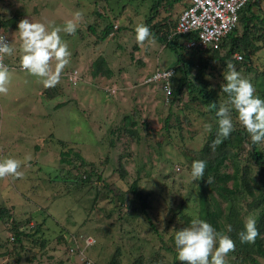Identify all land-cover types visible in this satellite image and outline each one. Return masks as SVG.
Here are the masks:
<instances>
[{"label":"rangeland","instance_id":"rangeland-1","mask_svg":"<svg viewBox=\"0 0 264 264\" xmlns=\"http://www.w3.org/2000/svg\"><path fill=\"white\" fill-rule=\"evenodd\" d=\"M260 1L264 7V0ZM152 3L153 0H0V19L15 15L63 26L76 11L83 13L75 35L60 33L71 57L54 86L55 94L27 71L9 68L8 92L0 94V159L21 160L22 176L0 178V206H12L19 221L29 217L36 220L41 225L36 237L51 243L62 232L67 236L78 233V238L81 234L90 235L97 244L85 247L82 254L97 264H108L117 245L123 250L122 264H131L140 255L152 264H181L171 237L188 226L184 225L185 216L197 215L198 189L191 181V153L187 148L201 147L206 134L205 119L197 113L202 107H183L185 95L171 105L166 102L163 82H144L156 66L175 68L176 62L173 50L165 43L155 39L154 43L141 45L135 39V26L146 25ZM160 3L149 26L155 31H171L183 2ZM99 14L107 15V19ZM106 21L112 23L113 30L102 39ZM16 30L5 31L14 49L6 57L19 64L20 40ZM179 37L182 41L185 38ZM258 52L264 61V48ZM98 55L105 57L113 71L111 77L90 75L91 63ZM55 63L52 62L53 68ZM218 70L223 73L225 68ZM74 73L80 76L75 84L69 79ZM212 82H221V75L217 74ZM108 86L115 91L107 92ZM132 109L136 110L139 123L145 122L147 129L153 131L147 133L139 125L137 142L109 132ZM168 111H176L181 129L164 128ZM186 115L192 119L191 124H185ZM175 119L171 116L170 123H175ZM68 148L81 153L100 173L101 180L96 182L102 188L96 200L91 181L83 187L75 185L78 179L72 171L71 180H59L65 175L60 169V151ZM27 155L32 158L24 162ZM119 162L125 170L124 178L120 177ZM136 177L139 189L148 196L147 213L132 211L128 223L121 214L129 210L115 204L114 193L121 191L124 197L132 198L128 188ZM25 240V248L16 250L19 263L4 256L0 257V264H32L27 259L31 256L38 261L34 264H52L48 250L43 253L38 243ZM3 244L1 238L0 252ZM65 261L57 264H71L69 259Z\"/></svg>","mask_w":264,"mask_h":264},{"label":"trees","instance_id":"trees-1","mask_svg":"<svg viewBox=\"0 0 264 264\" xmlns=\"http://www.w3.org/2000/svg\"><path fill=\"white\" fill-rule=\"evenodd\" d=\"M160 1L153 0L150 9L152 14L146 20V26L149 27L155 39L168 45L176 56L174 64L175 74L168 80V84L166 83L167 87L171 86L172 94L168 95L165 91L166 102L173 105L174 101H181L185 95L187 99L183 103V107L187 109L193 105L199 108L202 107V110L197 111V113L204 115L205 123L212 124V131L210 133L206 132L201 147L198 149L187 148L191 153V155L188 154V157H191L190 165L188 166L190 173L191 164L194 160H204L206 162L204 178L195 181L191 179L192 184L198 189L196 216L205 219L218 231H224L235 241V250L226 257L227 264H264L263 143L256 144L249 150L251 140L247 136L246 130L239 124L237 113L233 110L232 118L235 130L213 150L211 145L216 139L218 126L215 117L216 109L209 110L211 103H216L218 108L219 104L227 99V95L221 91V84L224 83V80L223 73L218 68L222 67L226 70L228 63L236 64V69L242 72L243 77H246L255 86L256 95L264 99V61L258 52L264 48V7L260 0H248L238 12L235 27L223 37L219 47L217 49L209 48L203 50L186 48L183 42L184 39L182 41L177 35H169L174 26L171 31L161 28L155 31L150 28L149 23L157 13L158 6L161 4ZM101 16L105 20L107 19V15ZM20 20L15 15L1 18L0 30L17 29V24ZM90 28L92 29V27ZM112 30V23L106 21L100 37L102 39L106 38L111 34ZM236 54L241 57H236ZM5 57L4 61L10 66L13 63L16 64V61L11 62L9 57ZM171 66L173 67V65H169L165 68ZM176 73H179L178 77ZM217 74L221 75V82H212ZM90 75L92 77H111L113 75V71L108 66L103 55H98L92 61ZM164 85L165 83H163ZM51 90L55 94L54 87H51ZM135 111V109H132L130 113H124L117 124L118 126L110 127L109 132L117 137H130L131 140L136 142L139 140V125L147 133L153 132L147 129L148 126L145 122L141 121L139 123L137 118H135ZM168 112L164 120V128L167 130L169 128H180L179 125L181 124L177 118L179 116L175 115L176 111ZM171 116H175V123H170ZM191 121L192 119L187 115L184 116L185 124H191ZM170 138L174 137L170 135ZM58 142L63 146L65 145L62 140H58ZM37 146L38 144H35L34 148ZM60 163L63 164L60 169L65 172V175H61L59 180L63 182L71 180L69 174L72 171L75 174V178L78 179L75 185L83 187L91 181L90 186L95 189L93 200H96L99 193H101L102 187L97 185V182L101 180V175L93 169V163L88 162L81 153L71 148L66 151H60ZM119 170L120 177L124 178L125 170L121 162H119ZM209 178H211L210 184L207 183ZM104 187H108L107 183H104ZM128 189L133 195L132 198H130L131 196L129 198L124 197L125 193L121 191L114 193V196L116 197L115 204L119 208L123 206L129 210V212L122 213L121 218L131 223L128 215L132 211L137 214L147 213L148 196L139 189L138 177L129 184ZM108 190L110 191L111 189ZM45 209L46 207H43L44 211ZM15 213L12 206H0V240L1 238L4 240V250L0 252V257L6 256L8 260L13 258L16 263H19V256H17L19 252L16 250L25 248L24 241L27 239L31 240V243H38L43 253L48 250L53 259L52 264H57L64 260L68 262V259L71 264H86L87 261H90L89 258L82 254L85 247H88L84 245L83 241V237L87 234H81V237L78 238V233L72 232L67 236L65 232H62L57 235L54 243H51L48 239L40 236L36 237L37 232L40 230V223L30 219V217L19 221L15 218ZM248 215L256 218L259 235L254 243L242 244L238 233L243 230V221ZM191 219L190 215L185 216L184 225H189ZM229 225L232 227L230 233L227 232ZM171 239L174 242V236ZM96 244L97 241L95 240L94 244L89 246ZM122 254V248L117 245L110 256L108 264H122ZM174 254L177 256L176 251H174ZM56 256H58L57 258L60 257L61 260L56 259ZM143 258L145 257L140 255V258L134 259L131 264H152L151 260H143ZM27 259L32 264L38 263L34 256ZM76 259H80V262H77ZM90 262L91 264H97L93 260Z\"/></svg>","mask_w":264,"mask_h":264},{"label":"clouds","instance_id":"clouds-1","mask_svg":"<svg viewBox=\"0 0 264 264\" xmlns=\"http://www.w3.org/2000/svg\"><path fill=\"white\" fill-rule=\"evenodd\" d=\"M82 19L83 13L80 11H76L63 26L22 18L16 30L20 40L19 61L22 69L39 78V82L44 87L56 86L63 69L69 65L71 57L68 44L61 38L60 33L75 35ZM134 31L138 44L155 42V37L144 23H138ZM8 38L9 36L0 35V94H7L11 77L9 68L3 63L4 56H10L14 51ZM53 61L56 62L54 68ZM223 80L221 91L227 95V99L220 103L218 108L216 103H211L209 106V110L216 109L215 117L218 126L216 139L211 147L215 150V147L235 130L232 118L234 110L239 124L246 130L251 140L249 145L251 150L254 145L264 143V99L256 95L255 86L231 63L226 65ZM165 91L171 95V86L169 85ZM203 129L210 133L212 124L205 123ZM31 158V155H27L24 162L30 161ZM21 164L22 161L16 158L0 159V178L8 176L20 178ZM205 169L204 160H194L190 173L193 181L204 178ZM207 183H211V178L207 180ZM231 231L232 227L229 225L227 232ZM258 235L256 218L248 215L244 218L243 230L238 233L239 240L242 244L254 243ZM174 243L181 264H227V255L235 250V241L228 234L218 231L212 224L198 216H194L188 226L175 232Z\"/></svg>","mask_w":264,"mask_h":264},{"label":"built area","instance_id":"built-area-1","mask_svg":"<svg viewBox=\"0 0 264 264\" xmlns=\"http://www.w3.org/2000/svg\"><path fill=\"white\" fill-rule=\"evenodd\" d=\"M248 0H188L187 5L179 12L174 28L169 35L185 37L186 48L198 49H217L223 37L229 33L236 25L238 12ZM0 35L6 37L7 34L0 31ZM184 35V36H183ZM170 36V37H171ZM10 43V40L8 38ZM240 58L239 54L235 55ZM5 57V56H4ZM3 63L10 68V64ZM20 69L22 67L20 66ZM175 74L173 67L156 68L151 75L144 79V82H163L165 89L166 83ZM80 76L76 73L71 74L69 79L75 84ZM106 91L113 93V87H106ZM167 93V92H166ZM84 245L94 244L95 240L90 235L83 237ZM86 264H91L87 261Z\"/></svg>","mask_w":264,"mask_h":264},{"label":"crops","instance_id":"crops-1","mask_svg":"<svg viewBox=\"0 0 264 264\" xmlns=\"http://www.w3.org/2000/svg\"><path fill=\"white\" fill-rule=\"evenodd\" d=\"M181 2H183V6L180 8V10H182V8L183 7H185V5H187V3H188V0H180ZM180 12V11H179ZM179 12L177 13V14H179ZM178 16V15H177ZM176 20H177V17H176ZM175 23H176V21H175ZM174 23V24H175ZM12 66H13V68H15V69H20V63L19 64H12ZM16 67H18V68H16ZM11 68V67H10ZM156 68H160V66H156L152 71H151V74H152V72L156 69ZM148 76V75H147ZM109 87V86H108Z\"/></svg>","mask_w":264,"mask_h":264}]
</instances>
